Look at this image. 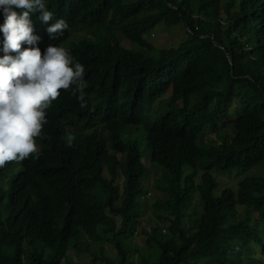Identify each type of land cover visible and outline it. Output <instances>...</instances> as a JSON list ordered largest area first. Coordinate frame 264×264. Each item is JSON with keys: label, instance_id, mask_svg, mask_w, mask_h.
<instances>
[{"label": "trees", "instance_id": "trees-1", "mask_svg": "<svg viewBox=\"0 0 264 264\" xmlns=\"http://www.w3.org/2000/svg\"><path fill=\"white\" fill-rule=\"evenodd\" d=\"M45 2L68 28L52 39L33 14L36 47L85 67L87 107L61 89L37 158L0 168V264H76L100 242L114 254L98 264H264V0ZM161 27L185 36L153 50ZM148 164L164 197L138 231ZM232 172L245 179L220 188Z\"/></svg>", "mask_w": 264, "mask_h": 264}, {"label": "clouds", "instance_id": "clouds-1", "mask_svg": "<svg viewBox=\"0 0 264 264\" xmlns=\"http://www.w3.org/2000/svg\"><path fill=\"white\" fill-rule=\"evenodd\" d=\"M17 9L22 11L18 12ZM4 23L0 25V168L9 162L37 158L36 138L47 123L46 110L60 96V90L75 85L80 107L85 100V67L64 47L49 45L42 54L36 47L40 37L34 34L32 15L48 25L46 31L55 39L68 28L65 19L54 18L45 0H0ZM55 20L54 23H50ZM188 29L187 25H185ZM27 44L29 47L23 48ZM74 137L67 138L71 147ZM236 179L241 175L232 172ZM145 184V182H144ZM163 185L161 183H157ZM156 184V185H157ZM239 181L237 180V186ZM155 185V186H156Z\"/></svg>", "mask_w": 264, "mask_h": 264}, {"label": "rangeland", "instance_id": "rangeland-1", "mask_svg": "<svg viewBox=\"0 0 264 264\" xmlns=\"http://www.w3.org/2000/svg\"><path fill=\"white\" fill-rule=\"evenodd\" d=\"M184 36L185 34L182 29L175 28V27L173 28L161 27L156 30L154 35H151L148 38V44L152 46L153 50L157 51L161 47L178 44L179 41L182 38H184ZM233 115H235L234 112H233ZM210 137L212 138V140H215L216 142H220V140L217 138V134L212 133ZM148 166L150 168V174L148 178L144 181L148 192L146 196L142 198L146 204H145V207L141 209V217L137 221L138 223L137 228L139 229L138 231L142 229L145 231L149 230L150 226L154 225L157 222V217L155 216L156 211L155 209L152 208V203L155 200L164 197L162 190L158 188L157 186H155L157 183L162 182L161 174L158 173L159 171H156V168H154V166H151L150 164H148ZM216 178L220 184V188H224L225 186H237V180L239 181V183H241L245 179L243 174L238 179H236V176L234 174L227 175L225 173L216 175ZM191 200H192V204L190 208L187 209V211H190L189 214H191L193 211H197V210H194V208L196 207V204L198 202V195L196 193L193 194L191 196ZM158 213L162 214V211L159 210ZM185 220L187 221V216ZM165 227L166 226L162 225L161 229L164 228L162 229V233L163 235H168L169 232ZM146 242H147V237L143 234H139L134 239V244H135L134 248L136 250L143 249L147 246ZM101 246H104L107 253L114 254V249L112 247H109L105 245V243L100 242L99 244H96L95 246H93L92 252L89 254L80 253L79 255H77L75 254L76 252H73L74 254L73 256L75 259L74 262L76 264H98V262L94 259L93 254H95L96 256H100L102 254ZM4 252L10 253V250L4 249ZM257 254L259 253L257 252ZM137 255L138 254L134 255V257L132 258L135 263H137ZM0 259H2L1 256H0Z\"/></svg>", "mask_w": 264, "mask_h": 264}]
</instances>
